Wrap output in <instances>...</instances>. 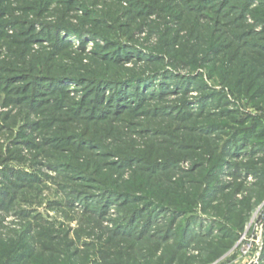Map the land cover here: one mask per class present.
I'll return each instance as SVG.
<instances>
[{
    "label": "rangeland",
    "instance_id": "374dc122",
    "mask_svg": "<svg viewBox=\"0 0 264 264\" xmlns=\"http://www.w3.org/2000/svg\"><path fill=\"white\" fill-rule=\"evenodd\" d=\"M261 53L264 0H0L12 264H264Z\"/></svg>",
    "mask_w": 264,
    "mask_h": 264
},
{
    "label": "trees",
    "instance_id": "16d2710c",
    "mask_svg": "<svg viewBox=\"0 0 264 264\" xmlns=\"http://www.w3.org/2000/svg\"><path fill=\"white\" fill-rule=\"evenodd\" d=\"M261 57H262V59H264L263 53H261ZM261 57H260V59H261ZM262 85L263 84H260L259 86H257V88L259 90H262L263 89ZM170 188L171 187L167 186L165 191H161L159 193H153L155 195V197H157L159 199L158 200L159 205L164 206V207L169 208V209H173L174 211H179L181 206L187 207V209H188L189 207H188L187 203H185V202L184 203H182V202L178 203V202L172 200L171 198H169V197H171V192H173V191H174L173 192L174 197L177 196V194H176L177 189L174 188L172 190ZM136 191H140V190H136ZM191 195L192 194H190V200H191L190 203L194 204L196 202V199L198 198V196L196 194H194V196H191ZM128 202H129V204H126V206L127 205H134L135 206L137 204V202L134 200H130ZM137 210H138V208L135 209V211H137ZM128 211L132 212L134 210H133V208H130V210H128ZM243 230H244V228H243ZM113 235L119 237L120 240H122L121 237H124V241L125 240L126 241L133 240L135 242H142L141 240H144L148 237H151V239H155L159 243H166L169 241V239H172L173 237L174 238L178 237V236L172 235L166 239H162L165 236H162V238H156V237L148 236V234H146L143 237L138 238V237H134V235H131V234H125V236H120L118 234H113ZM181 236H183V235L181 234ZM170 237H172V238H170ZM7 243L8 242H4V241L0 240V261H1L0 264H12V261H13L12 255L14 254L15 247H13V245L11 243L10 244H7ZM159 248L160 249H145V248H140V245H139L138 248L137 247L134 249L129 248L128 251L130 253L127 252V254H125L124 252H121V253L117 254L119 257L118 260H121L120 257L125 258L127 261L125 264H141L140 259H142L141 261H148L147 264H182L181 253H182V250L184 249V246L182 244L180 245L178 243H175V245L171 248H162V246H159ZM118 249L121 250V247L119 246ZM159 250H163L164 254H161V252H160V256H158V258H157L156 254L158 253ZM123 251H125V249H123ZM133 251L134 252L136 251V252L133 253ZM24 253L25 252H22L21 255H24ZM27 257H31V256H27ZM179 259H181L180 262H179ZM15 263H17V262H15ZM121 263L123 264V262H121Z\"/></svg>",
    "mask_w": 264,
    "mask_h": 264
}]
</instances>
